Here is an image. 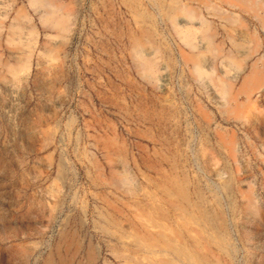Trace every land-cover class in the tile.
<instances>
[{"label": "rangeland", "instance_id": "obj_1", "mask_svg": "<svg viewBox=\"0 0 264 264\" xmlns=\"http://www.w3.org/2000/svg\"><path fill=\"white\" fill-rule=\"evenodd\" d=\"M0 264H264V0H0Z\"/></svg>", "mask_w": 264, "mask_h": 264}]
</instances>
